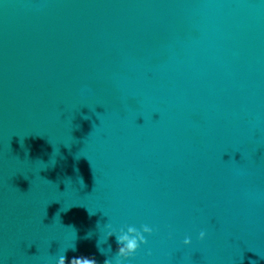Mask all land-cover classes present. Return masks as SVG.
I'll list each match as a JSON object with an SVG mask.
<instances>
[{
  "label": "water",
  "instance_id": "1",
  "mask_svg": "<svg viewBox=\"0 0 264 264\" xmlns=\"http://www.w3.org/2000/svg\"><path fill=\"white\" fill-rule=\"evenodd\" d=\"M142 225L123 264H264V0H0V264Z\"/></svg>",
  "mask_w": 264,
  "mask_h": 264
},
{
  "label": "clouds",
  "instance_id": "2",
  "mask_svg": "<svg viewBox=\"0 0 264 264\" xmlns=\"http://www.w3.org/2000/svg\"><path fill=\"white\" fill-rule=\"evenodd\" d=\"M128 232L135 233V236L129 237L127 234L116 236L117 250L113 258L105 259L103 264H123L125 260L133 256L134 253L140 248L141 245L147 243L145 234H151L153 229L147 225H142L140 229L134 226L128 227ZM114 233L109 232L108 235H113ZM205 232L201 231L199 233L198 239L203 240L205 238ZM191 243V239L185 237L183 244L185 246ZM75 250V248H73ZM97 264L95 258H89L84 256L73 257L68 260L65 254L60 255L56 259V264Z\"/></svg>",
  "mask_w": 264,
  "mask_h": 264
}]
</instances>
